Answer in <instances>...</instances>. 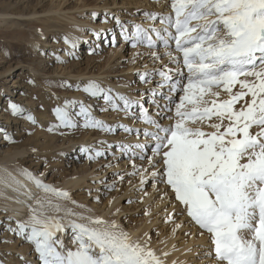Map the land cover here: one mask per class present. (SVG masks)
I'll return each instance as SVG.
<instances>
[{
    "label": "snow or ice",
    "instance_id": "obj_1",
    "mask_svg": "<svg viewBox=\"0 0 264 264\" xmlns=\"http://www.w3.org/2000/svg\"><path fill=\"white\" fill-rule=\"evenodd\" d=\"M169 6L167 12L143 11L144 19L152 21L147 26L115 14L103 16L102 22L111 18L119 27L124 42L146 46L150 51L145 55L160 65L145 66L138 74L148 85L141 95L131 97L96 80L82 84L84 93L102 101L100 112L123 113L144 127L108 123L95 115L92 104L73 98L54 107L52 128H76L82 120L84 128L135 135L134 142L101 140L99 148L80 151L95 160L118 150L130 162L132 171L126 174L138 176L141 186L149 181L165 184L180 205L176 215L186 216L200 237H208L198 258L208 264H264V0H170ZM91 15L95 19L99 13ZM84 31L97 41L90 53L102 42L116 44L110 30ZM81 39L64 37L71 49ZM62 86L72 88L73 83L63 81ZM8 109L37 123L17 102L10 101ZM0 134L14 142L6 129ZM20 173L38 191L12 177L17 185L13 190L27 197L18 202L26 203L29 212L26 219L5 215L0 232L31 243L40 264H169L170 253L154 249L148 233L134 238L115 218L91 215L68 190L46 183L44 173L23 168ZM113 176L121 183L125 179L119 172ZM168 220L175 224L172 214ZM0 242L7 243V237ZM19 259L30 264L23 256Z\"/></svg>",
    "mask_w": 264,
    "mask_h": 264
},
{
    "label": "rangeland",
    "instance_id": "obj_2",
    "mask_svg": "<svg viewBox=\"0 0 264 264\" xmlns=\"http://www.w3.org/2000/svg\"><path fill=\"white\" fill-rule=\"evenodd\" d=\"M59 1L64 4L62 7L55 6ZM106 1L112 3L114 0H54V4L53 1L51 2L50 0L47 2V7L52 6V10L47 11L45 14L39 13V15L34 17L27 16L22 20L32 18L36 19V17L42 20L41 16L53 18L57 14H61L59 17H63V20L60 19L59 21L54 18V20L51 19L52 21H54V25L57 28L61 27L64 21H66L67 23L68 19L62 16L65 14L67 16L77 15L79 18H82L84 20H98L99 22L103 23L104 28L102 29L110 30L108 33L109 36H111L113 33L116 35L115 46H112L110 43L102 42L99 44V47L95 52L87 53V50H89L88 48L91 49L95 47L97 41H95L94 43L93 40L91 41L83 35L75 33L78 34L80 38H82L79 41L77 48L66 49L67 47L65 46L69 44L65 43L64 36L67 35L63 34L62 32L59 33L57 29L49 38L51 46H48L43 50H39L40 48H37V51L33 53V51L31 50H27L28 44L26 46L24 45L23 47H20L16 45L14 39L0 36V129H6L7 132L14 138V142H9L8 140L3 138L2 134H0V159L4 157V154L6 153L5 151L8 150H17L20 148L23 149V147L26 148L29 146H31L34 150L38 149L40 150V152H37V154L36 152H34V150H31L26 154V156L29 154L31 155L26 158L24 166L27 165L31 167L33 171H35L38 175L40 173H44L43 178L45 182L55 185L58 188L62 183V179L64 181L65 174L72 172L74 166L83 165L88 161V165H94L93 167L95 168H93V170L95 171V173H99L92 178H86V181L77 188H74V190H68L71 193L72 199L77 201L79 204L86 205L87 208L91 210L90 214H99L108 210V199H111V197H113L114 195H121V205L125 204L128 205L129 208L133 209L132 211H125L123 212L124 214L122 213L123 215H120V220H122L126 226L130 222L137 223V221L138 223L144 221V226L150 220L157 217L158 221L155 220L154 223L151 224L149 231L150 237H152L151 235H153V237H155L157 241H160L155 246H158L165 242V240H161L162 237L164 238L165 235L173 234L171 247L179 248L181 246L179 249H184H182L179 254L172 258L171 261H176L177 264H192L197 262L198 260L197 264H208V262L205 261L203 257L198 258L196 255V253L203 252L206 249L208 244L207 235H205V241L200 240L202 239V237L197 234L198 228L194 225L189 224L186 216L183 217L182 215H176V213L179 212L180 205L177 204L174 199H172L171 192L169 197L165 195V193L163 192L165 189L170 191V189H168L165 184L163 186V183H156L154 188V182L152 181H149L143 186H141L140 183H138L137 185L134 184V181H136V179H139V177L126 174L131 173L132 171L129 164L130 162L122 161L124 160V158H121L120 154L113 156L111 152H109L103 158L89 160L84 153L80 154L81 158L79 154L75 157V153L65 155L61 153V151H63L66 146L69 145L70 138L80 139L82 137V135H79L76 131H81L82 134H87L88 131L87 136L93 135V139H91L90 142L94 140V145L92 146L95 147L99 145V141L108 139L110 136H112L113 133H105L98 129L84 128L82 126V120L80 121V126L76 128L63 129V127H60L62 129L61 131L68 132L67 134L58 131L57 133L54 130H50L51 127L48 128V125L44 123V118L46 116L47 117L45 120H55L53 109L56 105L62 104L65 99H77L78 97H75V95L83 93L82 85L79 89H77L75 86L77 83L81 84V81L74 83L75 81L70 79V75L78 74L80 70L86 71L85 67L87 65L88 67H92V64L95 65L90 69H92L93 71L96 70L101 72L104 67H101L100 65L104 64V62L105 64H108L107 61L110 60V62H113L114 59L116 60V57L120 56V53H129V50H124L127 46V43L123 41L120 34V29L117 25H115L114 21L109 18L107 23L102 22L105 13L115 14L116 16H119L121 20L141 23L143 21H146L143 16V11L145 10H160L162 12L170 11V0H143L144 5L141 6L128 4V2H124V0H115V3L113 2L112 4H110L107 9H99L98 11L94 10L95 7L92 6L93 4H104ZM88 3L92 5H88L89 7H85L84 4L86 5ZM119 7L122 8L119 9ZM57 10L61 11L56 12ZM91 11L97 12L99 13V15L95 19H93ZM68 24L71 25V23ZM112 24H114L115 26L110 27V25ZM36 25H40V21H38ZM76 26H80L85 29L90 27L89 24H76ZM21 28L25 30H34V27L31 28L27 22H24ZM115 30L116 33L114 32ZM81 32L83 34L88 33V31L84 30ZM92 44L94 46H91ZM65 50L67 56L62 57L61 54ZM78 50L79 52H77ZM157 50L163 51V49ZM69 51H74L75 56L69 55ZM149 51L150 50L146 51L145 49L139 48L137 54L134 53L132 57L131 54H129L125 56V59H121L123 65L125 66L128 63H131L133 61V58H138V60L135 62L136 67L130 69V73H133V80L130 81L131 84L129 85H131L132 87L136 86L138 82H141L139 80L138 74L145 70L146 63L148 64L146 66L148 69L160 66L159 63L154 65L152 60L147 55H145ZM58 57L60 59H58ZM129 57L132 59H130ZM162 59L165 63L167 62V58ZM42 60L44 61V71H47L50 66H59V70L63 68V70H60V72L64 73L58 74L59 76L54 75V77H50L49 75L33 74L29 71L28 67H23L25 65H28L29 63L32 66L37 67V64ZM47 63H49L50 65L45 67ZM73 64L75 67L71 69L70 66H73ZM107 68L109 67L106 66L105 69ZM7 69L11 70L6 72ZM70 69L71 72L69 73L68 71H70ZM112 78L116 80L115 77H111V79ZM31 79H35L36 84L29 83V80ZM63 81L72 82L73 87H63ZM138 90V92H140V89ZM64 91H67L68 93H66L65 95V93H63ZM10 101L21 104L31 113H33L37 118V123L32 124L26 119V117H17L12 115L10 110L8 109V104ZM100 106H102V104H99V107ZM98 109L99 108H97V111L100 112ZM100 113L103 114L105 112ZM114 120L115 122H117L118 120H120V117H115ZM130 125L135 127H144L142 121H133ZM120 133L121 132H119L118 134ZM123 134L125 141H128L130 137L134 136L131 134H126L124 132ZM87 136L86 138L89 137ZM50 137H54L53 141L57 145H55V148L52 149V151H42V149L45 147L44 144L47 140L50 139ZM28 139L32 140V145L28 144ZM61 144L62 146H60ZM50 152H52V154H50ZM78 156L79 158H77ZM136 163L139 164L141 162L137 160ZM116 172L125 175V179L122 183L119 182L117 177L113 176V173ZM102 180L105 181V183H101ZM113 181H116L115 188L109 189L106 185L110 184ZM129 181H131V183H129ZM128 185L131 187L129 188L128 192L124 193L123 189ZM137 189H139V191H137ZM90 190L92 193L91 196L89 195ZM149 190H153L150 193L151 198L148 200L146 199L147 197L143 199V196H147L144 193L147 192L148 194ZM130 191L131 193H129ZM97 195H99L100 197L99 200L94 199V197ZM142 199L146 202H144ZM159 201L160 204L156 207V204H158ZM171 206H175L176 210L174 209L173 211H171ZM6 214L8 213H2L0 211V219H2ZM169 214H172L173 219L175 220V224L168 220ZM8 215L10 216L12 214L9 213ZM16 218L20 219L18 216H16ZM26 218L27 216L25 217V219ZM176 225H182V227H176ZM187 232H191L192 235H186ZM4 237H7V243L0 242V261H3L4 264H25L24 261L19 259L20 256H23L26 258V261L30 262V264H35V261H38V264H40L39 260L37 259V254L33 250V246L31 245V243L24 242L21 238L14 237L11 234L0 232V240H2ZM64 239L66 244H71V240L67 236ZM188 249H192V251L189 252Z\"/></svg>",
    "mask_w": 264,
    "mask_h": 264
},
{
    "label": "bare ground",
    "instance_id": "obj_3",
    "mask_svg": "<svg viewBox=\"0 0 264 264\" xmlns=\"http://www.w3.org/2000/svg\"><path fill=\"white\" fill-rule=\"evenodd\" d=\"M48 1H50V0H34V1L33 0H0V36L5 37V38L14 39V42L16 43V45H18L20 47H23L24 45L26 46L28 44L27 50H31V51H33V53H35L37 51V48H40L39 50H41V49L43 50L46 47L51 46L49 38L51 37L52 33L57 29H58L57 31L59 33L62 32L63 34L69 36L70 38L79 37L78 34H80V35H83L84 37H86L87 39H90L91 41L93 40V42L95 43V40L92 37V33L88 31L87 34H83L81 31H83L85 28L80 27V26H76V24H82V25H84V24L88 25L89 24L90 27H88V28H93V29L104 28L103 23L99 22L98 20H84L82 18H79L77 15H71V16L68 15L67 16L65 14L62 16L67 18L68 21H67V23H66V21H64L63 25L61 27H58V28L55 27L54 21H52L51 19L54 18V19L60 21V19L63 18V17L62 18L59 17L61 14L60 15L57 14L53 18H49L47 16H44V17L41 16L42 20L38 17H36V19L32 18V19L22 20L23 18H26L27 16L34 17V16L39 15V13L45 14L47 11L52 10V8H51L52 6L47 7ZM52 1L54 4V0H51V2ZM125 1H127L128 4H131V5H139V6L144 5L143 0L142 1L141 0H124V2ZM113 2L115 3V0ZM112 3H109L108 1H106L104 4H93L92 5V4L88 3L86 5L84 4V6L87 7L88 5H92L93 7H95L94 10L98 11L99 9L100 10L107 9V7H109L110 4H112ZM63 5L64 4H62V2L59 1L58 4L55 6L56 7H62ZM121 8L122 7H119V9H121ZM59 11H61V10H59ZM59 11L57 10L56 12H59ZM157 12H162V11L158 10ZM38 21H40V25H36V23ZM24 22H27L31 28L34 27V30L22 29L21 27H22V24ZM68 23H71V25ZM141 23H143V24H145V26H147V25L151 24L152 21L146 20L145 22L143 21ZM115 25L112 24V25H110V27L111 26L113 27ZM114 32L116 33V30ZM75 33H78V34H75ZM91 46H94V45L92 44ZM65 47H67L66 49H71L70 45H66ZM139 48L145 49L146 51L149 50L146 46H141V47L139 46V47H136L133 49L130 46V44L127 43V46L125 47L124 50L125 51L129 50V53L128 54H125V53L121 54L120 53V56L116 57V60L114 59L113 62H110V60L107 61L108 64H105V62H104V64L100 65L101 67H104L101 72L96 71V70L93 71L92 69H90L95 65V64H92V67H88V65L85 67L86 71L80 70L78 72V74H74V75L72 74L69 77H71L70 78L71 80L75 81L74 83L81 81L80 85H82L83 82H87L89 80H96L98 82H101L102 85H104L105 87H111L114 91L122 92V93L129 95L131 97H138L139 95H141L143 93V89L145 87H148V85H144V83H141V82H138L136 84V86H134V87L129 85V84H131L130 81L133 80V75H132L133 73H130L131 72L130 69L136 67L135 62L138 60V58L137 59L133 58V61L131 63H128L125 66L123 65V62L121 61V59H125V56L129 55V54H131V57L133 56L134 53L137 54ZM88 49L89 50H87V53L90 52V48H88ZM79 50L77 52H79ZM120 51H122V50H120ZM116 52H112V53H116ZM61 56L62 57L67 56L66 50L64 52H62ZM109 59H110V57H109ZM130 59H132V58H130ZM92 60H94V59H92ZM49 65L50 64L47 63L45 65V67H47ZM90 65H91V63H90ZM145 65L147 66L148 64L146 63ZM106 66H108L109 68L105 69ZM23 67L24 68L28 67L29 71L33 74L49 75L50 77L51 76L54 77V75L64 73V72H60V70H63V68L59 70V66L58 67H51L50 66L47 71H44L45 68H44V61L43 60L37 64V67L32 66L30 63L28 65L23 66ZM73 67H75L74 64H73V66H70L71 69H73ZM77 68H80V67H77ZM71 69H70V71H68L69 73L71 72ZM9 70H11V69H7L6 72ZM99 70H101V69H99ZM111 77H115L116 80H114L113 78L111 79ZM121 78H122V80H121ZM137 88L140 89V92H138L139 90ZM63 93H65V95H66V93H68V92L64 91ZM75 97H78L77 99L84 100L88 104H92L93 109L95 111V115L98 118L105 120L108 123L115 122V120H114L115 117H120V120H118L117 122L126 123L129 125L133 122L132 120H129L127 117H125L123 115V113H118V112L112 111V110L106 111L103 114L98 112L97 108H99V104H102V101H96L93 98H90L84 92L75 95ZM46 117L44 118V123L46 125H48V128L51 127V130H54L56 132L57 131L63 132L64 134L68 133V132L61 131L62 130L61 128H52V125H54L56 123V119L55 120L54 119L53 120H45ZM65 131H68V130H65ZM76 132H78L79 135H82V137L80 139L79 138H77V139L70 138L69 145H67L66 148L63 151H61V153L63 155L75 153L74 154L75 157L79 154V156L81 158L80 154H83V152L80 151L81 147L94 145V142H93L94 140H92L90 142V140L93 139V135H91V136L88 135L89 136L88 137L87 136L88 131H87V134H82L81 131L80 132L76 131ZM123 135H124L123 132H121L120 134H114L113 133L112 136H110L106 140L109 143H112L115 140L124 139ZM86 136L88 138H86ZM53 139H54V137H50V139L46 141V143L44 144L45 147L42 149V151L43 150H51L52 151V149L55 148V145H57V144L54 143ZM136 139H137V137L134 135L133 137H130V139L126 142H134ZM31 143H32V140L28 139V144L32 145ZM65 144H66V142H65ZM60 146H62V144ZM99 147H100V145L97 146V148H99ZM31 150H34V149H32L31 146L26 147V148L23 147V149L20 148L17 150H8V151H5L6 152L5 154H7V155L4 154V157L2 159H0V210L7 208V210H8L7 213L12 214L10 216H13V217L18 216L20 219H25V217L28 215L29 209H28V206L26 203H21L18 201L26 200L27 197L22 196V195H20V193L13 190L14 188L17 187V185L14 184L12 177H15L16 179L22 181L33 192L38 191V189H36L35 185L31 181H29L26 177L21 175V173H20V169L23 168V169L29 170L33 174L38 175L35 171H33V169L31 167H29L27 165L24 166L26 158L31 155V154H29L26 156V154ZM34 152H36V154H37V152H40V150L35 149ZM41 153H43V152H41ZM50 154H52V152H50ZM117 154H119L118 150L116 151V155ZM79 156L77 158H79ZM122 161L129 162L126 158H124V160H122ZM93 166L88 165V161L85 162L83 165L74 166L72 172L65 174L64 181L62 179V183L59 185V188L71 191L72 189L74 190V188H77L82 183H84L86 181V178H88V177L92 178V177L96 176L99 172L95 173V171L93 170V168H95V167H93ZM145 167H147L146 164H145ZM4 181H7L9 184L12 185V187H5V184L3 183ZM138 183H139V179H136V181H134V184L137 185ZM155 184L156 183H154L153 188L155 187ZM163 186H164V184H163ZM130 187L131 186H129V185L126 186V188L123 189V192L124 193L128 192ZM137 191H139V189H137ZM152 191L153 190H149L147 196H143L142 198L145 199L147 197L146 198L147 200L150 199L151 198L150 193ZM135 192H136V190H135ZM163 192L167 193L166 196L169 197L171 191L165 189ZM129 193H131V191ZM108 200H109V202H108V210L107 211H105L103 213H99V214L95 213V214H91V215L102 216L104 218H115L121 224L122 227H124L128 232L131 233V235L134 238L138 237V238L143 239L144 233H148V235H149L151 224L154 223L155 220L158 221L157 217H156V218L150 220L144 226H143L144 221H142L141 223H138V221H137V223H131L130 222L126 226L125 223H123V221L120 220V217H121L120 215L125 211H132L133 209L129 208L128 205H125V204L121 205V202H120L121 201V195H114L113 197H111V199H108ZM144 202H146V201H144ZM161 202H163V201H161ZM159 204H160V201L158 202V204H156V207ZM68 206L71 207L70 204ZM171 207H172L171 211H173L175 209V206H171ZM116 209H120L118 214H116ZM76 210L81 211V209H79V208H77ZM1 212L3 213V211H1ZM8 214H6V215H8ZM24 214H25V216H24ZM144 220H146V219H144ZM172 235L173 234H169V235H165L164 238L162 237L161 240H163V241L165 240V242L158 245V246H155V245L158 244L160 241H157V239L155 237H153V235H151L153 237V238L151 237V244H152V247L154 249H156L158 252L167 251L170 253V255L167 257L169 264H170L172 258H174L177 254H179L183 249V248H181V250L179 249L181 246L179 248L177 247L179 250L178 251L176 247H174V248L171 247L172 246ZM205 237L206 236H203L202 239H200V240L203 241L205 239ZM197 263H198V260H197V262L192 263V264H197ZM35 264H38V261H35Z\"/></svg>",
    "mask_w": 264,
    "mask_h": 264
}]
</instances>
